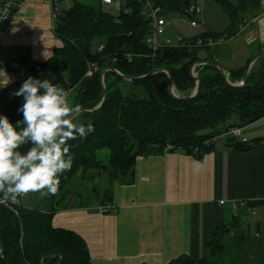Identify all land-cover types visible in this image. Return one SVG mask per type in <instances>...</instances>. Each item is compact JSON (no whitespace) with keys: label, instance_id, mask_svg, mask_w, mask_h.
Masks as SVG:
<instances>
[{"label":"trees","instance_id":"obj_1","mask_svg":"<svg viewBox=\"0 0 264 264\" xmlns=\"http://www.w3.org/2000/svg\"><path fill=\"white\" fill-rule=\"evenodd\" d=\"M150 1L161 6L168 18L174 13L185 16L191 2L196 0ZM217 1L228 13L231 25L223 34H200L204 38L234 37L247 23L243 14L261 2L240 0L239 5H235L230 0ZM129 5L130 12L119 14L81 2H74L70 9L61 10L54 30L64 45L45 62L27 59V74L7 87H0V115H6L15 124L23 119L18 111L23 97H16L13 93L29 76L49 78L68 90L70 95L74 93L75 103L82 109H94L102 103L101 75L104 69L113 68L131 78L143 76L132 81L116 71L109 69L105 72L106 101L96 111L82 112L80 116L82 122L91 121L95 130L86 139L69 142L73 167L60 177L57 195L44 197L37 206L0 203L1 264H94L89 247L80 235L53 226V217L59 208L89 206L93 200L100 206H112L114 182H134L138 156L184 151L203 159L213 151L217 137L230 132L232 127L243 128L264 117V54L252 66L242 86L229 84L228 80L240 82L254 56L245 67L230 71L228 80L214 65L198 67L200 91L192 99H182L195 89L196 79L191 67L202 61L199 51L214 48L163 44L154 50L147 43L151 28L148 19L142 15L143 3ZM102 45L104 47L100 49ZM160 68L171 73L180 98L169 91L167 72L147 76ZM128 85L133 89H127ZM259 142L260 138L252 143L235 141L230 148L248 151ZM105 148L109 150L106 173L110 188L103 196L98 197L99 194L95 193V197H88L78 187H68L80 171H91L93 179L96 178L97 170L104 163L98 159V153ZM97 187L98 184H94L90 188L96 192ZM250 241L236 227H224L213 234L206 256L193 260L188 255H181L170 264H237L236 257H233L235 253L244 257L241 264L264 261V241ZM227 251L235 261L226 262ZM256 254L259 261L252 259ZM248 257L251 259L247 260Z\"/></svg>","mask_w":264,"mask_h":264},{"label":"crops","instance_id":"obj_2","mask_svg":"<svg viewBox=\"0 0 264 264\" xmlns=\"http://www.w3.org/2000/svg\"><path fill=\"white\" fill-rule=\"evenodd\" d=\"M244 14L247 23L235 36L243 35L254 47L253 57L264 47V0ZM234 37L223 42L225 49L220 44L207 50L202 61L213 59L220 65L234 56L230 46ZM63 45L54 30L51 5L46 0H24L0 30V87L26 75L28 60L45 62ZM224 70L227 74L236 71ZM257 138L260 142L252 150L230 148L235 141L252 143ZM195 161L203 162L198 173L193 171ZM242 200L249 202L251 210L234 209V202ZM111 204L110 211H101L96 200L89 206L72 204L59 208L53 217L55 228L74 231L86 241L94 264H170L181 255L198 260L206 256L216 231L224 227L242 230L244 215H259L254 237H261L264 117L241 128L238 136L228 132L217 137L213 151L203 159L184 151L138 156L134 182L115 181Z\"/></svg>","mask_w":264,"mask_h":264},{"label":"clouds","instance_id":"obj_3","mask_svg":"<svg viewBox=\"0 0 264 264\" xmlns=\"http://www.w3.org/2000/svg\"><path fill=\"white\" fill-rule=\"evenodd\" d=\"M13 95L23 97V119L13 124L0 115V203L18 204L29 194L55 196L60 177L73 167L69 142L86 139L94 125L81 121V105L49 78L29 76ZM202 167L195 161L193 171Z\"/></svg>","mask_w":264,"mask_h":264},{"label":"rangeland","instance_id":"obj_4","mask_svg":"<svg viewBox=\"0 0 264 264\" xmlns=\"http://www.w3.org/2000/svg\"><path fill=\"white\" fill-rule=\"evenodd\" d=\"M59 1L61 2L60 3L61 10L70 9L74 2H81L87 5L94 6L96 8L102 7L101 0H59ZM230 1H232L235 5H239L240 3V0H230ZM197 3L201 8V12L198 14V17H197L200 25L198 27H192L189 19L186 16L181 15L180 13H174L168 16V21H170V25L168 27V30L165 33L160 34L158 36L159 43L161 44L165 43L168 45L176 46V45H179V41L177 39L178 36H181L184 39L192 40L198 35L200 36V34H203L206 32L213 33V34H223L225 31L228 30V28L231 25V20H230L228 13L225 11L224 7L222 6L220 2H218L217 0H197ZM102 9L105 11L109 10L107 7H102ZM234 38L236 39L230 42V46L233 49L234 56L227 57L225 61H221L220 65L225 68H230L232 70H238L248 64V61L251 58V55L254 54V47H252L251 45H248L245 42L246 40L244 39L245 37L243 35L235 36ZM228 39L229 38H227L226 40ZM221 44L222 46L220 45L221 46L220 49L227 48L225 45H223L224 44L223 42ZM257 53L254 55V57L257 55ZM207 54H208L207 49H201L199 51L198 56L200 59H202V58H205ZM195 73H196L195 75H199L197 70ZM227 75L229 78L230 73ZM238 82L239 81H236L235 83H238ZM128 88L133 89L130 87V85L127 86V89ZM195 89L191 91V94L195 92ZM174 92L178 95L175 87H174ZM70 96L73 102L75 103L74 93H72ZM98 159L103 161L104 164H107L109 160V150L106 148L101 150L98 153ZM98 170L96 172V175L98 173ZM83 176H85L86 179H84ZM94 184H98L96 192L90 188ZM68 187H78L82 191V193L88 197L89 196L93 197L95 193L99 194L98 197L99 196L102 197L105 190L110 188L107 173H104L101 176L100 180L97 182L96 178L93 179V173L91 171H86V172L80 171L78 175L73 179V181L68 185ZM42 200L43 198L39 197L37 194H29L25 197H22L20 199V202L24 204H31V205L34 204V206H37V204H40ZM84 200L86 199L84 198ZM242 218L244 222V228L241 230V227H239L238 229L239 232L245 233L246 237H248V239L251 240L250 243L258 239H262L264 241V233H262V236L259 238L254 237L255 221L259 218V215L257 216L244 215ZM249 245H247L246 248H248ZM249 251L251 252L252 248L249 249ZM262 251H264V247ZM248 255L249 254H247V256ZM233 257H236V261L232 258L231 254L228 251L226 252L225 260L227 263H229L230 261L231 262L235 261V263L241 264L242 259H244V257H242L241 255H237V253H235ZM257 258H258L257 254L252 255V259L259 261ZM246 259L249 260L251 259V257H248ZM260 262L263 263L264 261H260ZM260 262H255V263L261 264Z\"/></svg>","mask_w":264,"mask_h":264},{"label":"built area","instance_id":"obj_5","mask_svg":"<svg viewBox=\"0 0 264 264\" xmlns=\"http://www.w3.org/2000/svg\"><path fill=\"white\" fill-rule=\"evenodd\" d=\"M24 0H1L0 2V30L3 29L11 20L13 15L20 9L22 3ZM52 7V16L54 19V24L56 19H58V16L61 12L60 9V1L59 0H46ZM129 3H143V9H142V15L148 19L149 25L151 28V34L147 37V43L150 47H152L154 50H157L159 47H161L165 43H159L158 36L160 34L165 33L168 30V27L170 25V21H168V18L165 14H163V9L159 5H155L150 0H101V6L107 7L109 10L108 12H111L113 14H119L120 12L128 13L130 12L131 8ZM201 12V8L196 1L191 2L188 11L186 12L187 15H193V19H189L190 24L192 27H198L199 21H198V14ZM179 41V45H185L190 48L195 47H209V48H215L216 46L220 45L222 42L226 40L225 37L221 38H214L212 36L208 37H202L199 36L195 42L192 40L184 39L181 36L177 37ZM168 43V42H167ZM104 46L102 45L100 49H102ZM203 65H197L196 63L191 67V73L193 76L195 75L196 70L198 67ZM230 133L238 136L241 134V128L239 127H232L230 130ZM21 199V198H20ZM224 201H221L223 203ZM5 204H8L6 202ZM246 207L251 210V206L248 201L242 200L239 202H234L233 207L234 209H238L239 207ZM110 208H112L111 205H105L101 206V211H107ZM0 253H2V248L0 246Z\"/></svg>","mask_w":264,"mask_h":264},{"label":"water","instance_id":"obj_6","mask_svg":"<svg viewBox=\"0 0 264 264\" xmlns=\"http://www.w3.org/2000/svg\"><path fill=\"white\" fill-rule=\"evenodd\" d=\"M187 17H188L189 19H193V18H194L193 15H187ZM263 54H264V48H263L261 51H259V52L257 53V55L251 60L249 66H248L247 69L245 70V73H244V75H243L241 81L238 82V83H232L231 81H229V80H228V75H227V73L225 72L224 67L221 66V65H219V64L216 63V62H212V61H199V62H197L196 64H197V65H206V64L214 65V66L218 67V68L222 71V73L226 76V78H227L229 84H232V85H234V86H242V85H244V84L246 83L247 76H248V74H249V72H250V69L252 68L253 64H254V63H255V62H256V61H257V60H258ZM109 69H110V70H113V71H116L120 76H122L124 79H127V80H132V81H133V80L140 79V78L143 77V76H141V77L131 78V77H127V76L123 75L121 72H118L117 70H115V69H113V68L104 69L103 72H102V75H101V76H102V86H103V90H104V98H103L102 103H101L99 106H97L96 108H94V109H82V112H84V113H91V112H94V111H96L98 108H100V107L103 105V103L106 101V99H107V89H106L105 84H104V75H105V72H106L107 70H109ZM159 71H165V72L168 73V75H169V77H170L169 91L171 92V94H172L173 96H175V97H177V98H180V97L174 92V78L172 77L171 73H170L168 70H166V69H162V68H160V69H156L155 71L151 72V73L148 74L147 76L152 75V74H154V73H156V72H159ZM145 76H146V75H145ZM195 79H196V82H197L196 87H195V88H196V89H195V92H194L193 94L187 96V97H183L182 99H186V100L192 99V98H194V97L199 93V91H200L201 81H200V79H199L198 76H195ZM82 112H81V113H82ZM107 170H108V166H107V164H104V163H103V164L100 165V168H99L98 173H97V175H96V181H97V182L100 180L101 176H102L104 173L107 172Z\"/></svg>","mask_w":264,"mask_h":264},{"label":"bare ground","instance_id":"obj_7","mask_svg":"<svg viewBox=\"0 0 264 264\" xmlns=\"http://www.w3.org/2000/svg\"><path fill=\"white\" fill-rule=\"evenodd\" d=\"M217 47V46H216Z\"/></svg>","mask_w":264,"mask_h":264}]
</instances>
